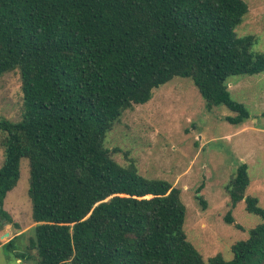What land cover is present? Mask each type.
Returning a JSON list of instances; mask_svg holds the SVG:
<instances>
[{
	"label": "trees",
	"instance_id": "obj_1",
	"mask_svg": "<svg viewBox=\"0 0 264 264\" xmlns=\"http://www.w3.org/2000/svg\"><path fill=\"white\" fill-rule=\"evenodd\" d=\"M247 11L243 0H0V77L18 71L22 91L21 119H0V225L11 223L3 205L22 159L35 223L25 251L21 234L4 244L15 261L264 264V223L232 245L231 260H203L183 230L180 190L141 176L133 161L119 165L104 145L124 111L174 77L190 78L208 110H230L229 124L247 121L226 85L264 72L256 38L235 34ZM248 185L242 163L225 185L226 224L241 202L264 219Z\"/></svg>",
	"mask_w": 264,
	"mask_h": 264
},
{
	"label": "rangeland",
	"instance_id": "obj_2",
	"mask_svg": "<svg viewBox=\"0 0 264 264\" xmlns=\"http://www.w3.org/2000/svg\"><path fill=\"white\" fill-rule=\"evenodd\" d=\"M243 1L248 11L235 34L255 37L253 51L264 55V0ZM226 85L231 98L249 111L250 118L241 125L225 120L234 114L223 105L208 110L190 78L174 77L154 89L147 103L124 111L104 142L106 148L117 150L112 159L119 165L133 161L141 176L165 180L180 190L185 206L183 230L205 261L216 254L231 260L232 245L264 223L246 212L243 202L231 211L233 224L223 221L230 208L225 185L242 163L248 166L246 195L257 198L264 209V72L231 76ZM21 114V79L13 71L0 77V119L17 122ZM2 138L0 132V166ZM199 186L204 210L194 197ZM28 188V161L22 159L19 180L4 200L11 223L3 220L0 225V264H21L4 244L21 234L16 245L25 251L32 235L35 223ZM22 264H36V258Z\"/></svg>",
	"mask_w": 264,
	"mask_h": 264
},
{
	"label": "water",
	"instance_id": "obj_3",
	"mask_svg": "<svg viewBox=\"0 0 264 264\" xmlns=\"http://www.w3.org/2000/svg\"><path fill=\"white\" fill-rule=\"evenodd\" d=\"M4 236H5V237H8V236H9V234H8V233H6ZM26 262H28V261H26Z\"/></svg>",
	"mask_w": 264,
	"mask_h": 264
}]
</instances>
